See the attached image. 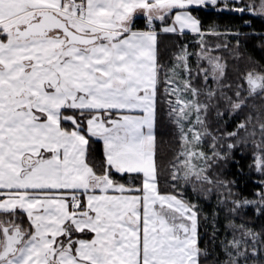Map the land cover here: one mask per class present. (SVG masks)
<instances>
[{
  "label": "snow or ice",
  "instance_id": "6c2138e0",
  "mask_svg": "<svg viewBox=\"0 0 264 264\" xmlns=\"http://www.w3.org/2000/svg\"><path fill=\"white\" fill-rule=\"evenodd\" d=\"M257 19L264 0H0V264H264Z\"/></svg>",
  "mask_w": 264,
  "mask_h": 264
},
{
  "label": "trees",
  "instance_id": "16d2710c",
  "mask_svg": "<svg viewBox=\"0 0 264 264\" xmlns=\"http://www.w3.org/2000/svg\"><path fill=\"white\" fill-rule=\"evenodd\" d=\"M246 31H249L248 29H245ZM254 30L259 32V31H264V20H255L254 21ZM158 42L160 46V50L163 54L170 55L171 52L174 50L173 49V43H174V38L165 34H161L158 37ZM260 42L259 41H254L252 39H249L247 42V50L248 52L256 59V60H264V51L260 49V47L256 46ZM162 131L167 132V129L162 127ZM164 139L167 141L170 139V137L166 134L164 136ZM163 149L165 152L169 150L170 145L169 144H164L162 145ZM250 190V189H248Z\"/></svg>",
  "mask_w": 264,
  "mask_h": 264
}]
</instances>
